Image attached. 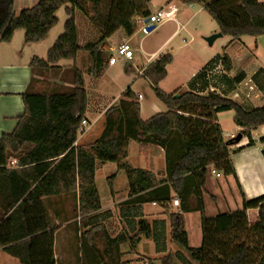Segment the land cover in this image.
Returning <instances> with one entry per match:
<instances>
[{
    "label": "trees",
    "instance_id": "obj_1",
    "mask_svg": "<svg viewBox=\"0 0 264 264\" xmlns=\"http://www.w3.org/2000/svg\"><path fill=\"white\" fill-rule=\"evenodd\" d=\"M151 1L40 0L16 15L14 0H0V43L10 42L19 29L25 31L26 43L45 40L57 25L56 13L68 6L64 33L48 51L47 60L34 57L30 63L33 75L45 77L50 73L59 77L62 84L49 92L27 90L22 95L24 114L17 127L0 137V207L11 226L10 243L2 251L20 264H55L52 253L54 233L49 231L47 209L40 202L54 196L71 197L80 212L77 241L81 264H121L125 254L136 252L142 239L153 241L157 253H166L167 222H149L138 214L141 208L151 204L162 209L169 220L171 240L189 257L188 262L180 254L174 255L183 261L182 264H264V195L252 200L243 196V208L235 213H220L213 218L205 215L206 167L214 164L224 175L237 180L230 156L255 146L252 132L264 125V106L246 110L226 93L209 89V75L215 68L214 63H219L226 73L233 69L229 55L223 54L215 62H209L194 77L189 91L179 97L166 94L160 88V83L167 77V67L173 61L170 53L160 56L142 76L168 111L142 120L138 98L127 88L105 113L100 137L89 145L75 146L88 106L84 74L76 66L79 51L89 53L92 74L101 78L108 61L102 44L119 30L132 35L135 19L151 15L147 9ZM180 1L202 5L221 34L233 40L264 36V3L258 0ZM76 11L99 33L95 42L82 48L78 45ZM239 47L236 43L231 50L236 51ZM63 60L73 61L75 65L60 68L58 64ZM262 75L264 72L259 71L253 79L264 91V80L260 81ZM244 78L243 72L232 81L224 77L232 88L233 82L239 83ZM226 111L234 112L239 134L248 140L246 145L234 150L229 148L237 144L236 139L225 141L220 127L215 124L217 114ZM181 113L212 122L185 117ZM130 141L137 142L141 152H147L151 146L163 149L164 180H158L147 169L127 163ZM260 143L264 144V137ZM12 159H16L17 164L9 167ZM97 162L117 165V173L108 178L111 190L120 171H124L128 179V199L121 204L127 228L115 237H111L106 226L97 221L96 213L102 207L95 182ZM175 198L179 200L176 210L173 208ZM29 205H33L32 213L36 215L34 235L27 216ZM248 210L258 211L252 224H247ZM188 213L201 216L202 240L198 247L190 245L183 218V214ZM137 217L138 222H134ZM240 228L247 231L249 242L238 248L234 238H238ZM123 245H127V252L121 250ZM227 250L233 252L226 254ZM208 251L214 252L213 258H208ZM223 252L222 258L219 255ZM174 257L167 254L159 261L175 264ZM147 264H155V260L148 259Z\"/></svg>",
    "mask_w": 264,
    "mask_h": 264
},
{
    "label": "crops",
    "instance_id": "obj_2",
    "mask_svg": "<svg viewBox=\"0 0 264 264\" xmlns=\"http://www.w3.org/2000/svg\"><path fill=\"white\" fill-rule=\"evenodd\" d=\"M39 1L14 0V13L18 15L22 10L35 6ZM258 1L264 3V0ZM67 7L61 8L56 13L57 25L49 32L45 40L38 43H26L25 31L19 29L15 31L10 42L0 43V137L4 134L12 133L17 127L19 119L24 114L22 95L27 90H32L35 93L49 92V90L62 84L59 77L50 73L45 77L33 75L30 63L34 57L45 61L47 60L48 51L64 33V24L68 19L65 11ZM173 8L177 9L174 17L165 20L164 23L155 27L151 32H143V27L142 25L140 26V23L142 24L144 22V18L137 17L134 21L132 35H126L123 30H119L111 38L107 39L102 44V49L106 54H108V51L112 47L119 45L120 42L128 41L135 51L136 58L132 62L124 65L117 64L110 66L107 61L101 78H96L92 74V63L89 53L85 50L79 51L76 66L83 72L85 78V88L88 94L85 120L89 126L82 134H78L75 146L89 145L100 137L104 129L105 113L119 101L127 88H130L137 98L141 95L138 102L141 108L140 115L142 120L146 121L156 114L166 113L168 111L165 104L156 98L149 83L142 76L144 70L149 65L167 53L172 54L173 61L168 65L167 77L160 83V87L166 94L180 96L189 91V86L194 77L209 62L212 60L215 62L218 57L223 54H228L231 47L238 43L240 45L239 49L230 56L233 69L231 72L226 73L219 63H214L215 68L209 75V89L221 94L226 93L228 98L236 101L246 110L256 109L258 105L264 106V91L258 88L253 79L259 71L264 72V36L258 37L257 39L259 40H255L249 47L239 40H233L231 37L224 35L209 42L211 36L220 34L221 32L202 5L185 4L180 0H152L147 7L151 15L157 13L159 10H165L167 12ZM75 21L78 30V45L81 48L87 43L95 42L99 38L98 31L79 11L75 13ZM180 37V42L174 43ZM249 52H252V54L247 58ZM237 56L239 57L238 65H235V57ZM249 59L251 61H248ZM73 65H75V62L68 60H63L58 64L60 68H68ZM87 70H89V80L85 77ZM240 72L245 74V78L239 83L233 82L232 88L224 77L226 76L232 81ZM262 80H264V75L260 78V81ZM230 88H232L231 91H229ZM181 115L205 122H212L207 118L196 115L187 113H181ZM234 115L233 111H226L218 113L216 116L215 124L220 127L222 137L225 141L235 138L239 134V129L234 123ZM252 137L255 141V146L246 148L230 156L237 180L233 176L222 174L223 172L217 170L214 164L206 167L208 173L205 183V193L209 196L211 195L208 199V205L212 201L211 205L214 209L216 208V212L218 211L217 209L223 210L228 208L230 210L227 204V195L237 197V200L239 199V206L242 204L243 196L246 200H252L264 195V144L260 143V139L264 137V125L253 131ZM247 142L248 140L242 137L239 143L232 145L229 149L234 150L238 146L246 145ZM131 145L132 141L129 142L127 158L130 156L129 150ZM141 153H144L145 169L151 171L158 180H164L166 174L163 149L157 146H151L147 152L140 151V155H143ZM14 160L16 163H14ZM16 164L17 160L12 159L9 167H14ZM100 164L103 163H96L95 178ZM121 172L119 173L121 174ZM118 174L117 176L120 177ZM213 190L218 195L211 194ZM122 194H125V196L121 195L119 197L112 186V200L107 204L101 201V210L96 213L97 221L106 226L111 237H115L123 229L127 228L126 221L122 218L124 208L121 204L128 199V192L124 191ZM68 198L69 196H54L42 199L40 202L46 207L49 216V203L61 200L65 201ZM220 203H222L220 207H216ZM114 206H117L120 220L125 224V227L122 226L118 232H112L109 227L110 223L101 220L103 215H110L108 211ZM153 207H156V205H146L139 211L137 210L139 216L145 218V211ZM160 211L161 215L156 216L154 219L166 218L165 215H162V209ZM232 212L230 211L229 213ZM251 213L256 217L258 215L257 210L247 211L248 215ZM186 216V214H183L184 220ZM196 219L195 217L194 220ZM57 233L56 231L55 235ZM10 234V223L6 221L3 210L0 207V264H15L14 260H12L14 258H8L9 255L2 251V248L10 243ZM196 234L199 235V231ZM121 250L127 252V245H123ZM68 251L65 254L64 260L61 262L55 256V264H81L79 250L75 251L69 246ZM131 255L133 254H125L121 259V264H130L129 257Z\"/></svg>",
    "mask_w": 264,
    "mask_h": 264
},
{
    "label": "rangeland",
    "instance_id": "obj_3",
    "mask_svg": "<svg viewBox=\"0 0 264 264\" xmlns=\"http://www.w3.org/2000/svg\"><path fill=\"white\" fill-rule=\"evenodd\" d=\"M208 2L212 1V0H207ZM206 16H208L207 13H205ZM210 18V17H209ZM144 25V22L141 24L140 26ZM217 34V33H216ZM183 36V35H182ZM181 36V37H182ZM180 38H178L174 43H178L180 42ZM228 38V37H225ZM256 38H252L249 36H244L241 39H239V41H241V43L247 45L248 47L251 46L255 40H259ZM183 46V45H182ZM237 51L235 50H231L230 52H228L227 55L231 56L234 53H236ZM252 54V52H249L247 55V58ZM238 60L239 57H235V65H238ZM89 70H87V72H85V77L86 79L89 80ZM161 88V87H160ZM50 91V90H49ZM259 107H263L258 105L257 108ZM239 135V134H238ZM236 135V136H238ZM130 156L129 158H127V163H129L130 165H132L135 168H140V169H145V159H144V153H141L143 155H140V149H139V144L135 141H132V145L131 148L129 150ZM118 171V167L116 164L114 163H103L99 165V168L97 170V174H96V178H95V182H96V186L97 189L99 191L100 197H101V201L104 204H107L108 202H110L112 200V195H111V186L108 182V178H112V176H114ZM221 171V170H220ZM223 172V171H222ZM166 174V172H165ZM224 174V173H222ZM118 175H120V177L116 176L115 178V184L114 181L112 183L113 189H115V191L117 192L118 196L121 197V195L124 191L128 192V179H127V175L124 171L121 172V174L119 173ZM217 177V175H215ZM214 177V178H216ZM211 194H217V192L215 190H213V193ZM123 196V197H124ZM211 196V195H210ZM210 196L205 193L204 194V202H205V215L208 218H213L215 217V215H218L220 213H229L230 211H233L234 213L237 211H240L239 209L242 210V204L241 206H239V199L237 200V197H235L234 195H227V201H228V206L230 207V210L228 208L223 209V210H219L216 212V208L214 209L211 205H208V199L210 198ZM219 198H221L219 196ZM214 201V200H213ZM222 202V199H221ZM222 203L216 205V207H220ZM33 205H29L28 209H27V216H28V221L30 222L31 225V230L33 235L34 233V220H36V215H33ZM149 207V206H148ZM173 208L175 210V208L177 209L176 206L173 205ZM160 207L156 206L153 207L152 209H147L145 211V218L149 221V222H153L154 220H165L167 222V252L164 254H171L173 257L174 255L180 254L183 258L184 261H188L189 262V257L187 256V254L183 251V249H181L175 242H173L171 240L170 237V226H169V220L168 218H163V219H159L156 218L154 219L156 216L161 215V211H160ZM48 212V211H47ZM110 213V215H103L101 217L102 221H107L109 222V227L112 230V232H118L121 227H125V224L121 222L120 220V216L118 215V210H117V206H114L113 208L109 209L108 211ZM164 215V214H162ZM186 218L184 220V224L186 225V229L189 233V239H190V245L192 247H198L201 244V240H202V231L200 229V220H201V216L199 213H188L186 214ZM80 212L78 210V208L75 207V204L73 202V200L71 199V197H69L67 200L65 201H57L54 202L52 204H49V221H50V225L49 228L54 234H53V257L56 258L55 256H57L58 261L61 262L64 260L65 254H67L69 246H71L72 249L79 250L78 248V235H77V229L79 228L78 222H79V218H80ZM197 218L196 220H194V218ZM111 218V219H109ZM134 222H138L139 217H137L136 219H133ZM256 220V216L251 213V214H247V224H252L254 221ZM197 223V224H196ZM136 224V223H135ZM240 234L238 236V238H234L235 240H237L236 244H238V248L248 244L249 239L246 235L247 231H244V228H240ZM247 230V229H246ZM56 231L58 232L57 235H55ZM199 231V235L196 234V232ZM198 237V238H197ZM55 247V249H54ZM237 247V246H236ZM52 248V247H51ZM138 249H136V252L133 253V255H131V257H129V262L130 264H147L148 263V259H154L155 260V264H161V262L159 261L160 258L162 256H164V254H159L156 252L155 250V244L153 243V241L151 240H146V239H142V242L139 244V247H137ZM237 248V249H238ZM138 250V251H137ZM49 251H50V246H49ZM232 250H227L225 251L226 254H230L232 253ZM223 253H221L219 256L222 255L223 258ZM214 257V252L208 251V258H213ZM11 258L12 257H8ZM175 258V257H174ZM227 258V257H226ZM14 260L15 264H19L18 261L16 259H12ZM175 264H182L183 261H179L177 258L174 259Z\"/></svg>",
    "mask_w": 264,
    "mask_h": 264
},
{
    "label": "built area",
    "instance_id": "obj_4",
    "mask_svg": "<svg viewBox=\"0 0 264 264\" xmlns=\"http://www.w3.org/2000/svg\"><path fill=\"white\" fill-rule=\"evenodd\" d=\"M177 11L176 8L170 9V11L165 10H159L157 13L150 15L149 17H145L143 19L144 25H143V32L147 33V29L151 26H159L162 23H164L165 20L169 19L170 17H174L175 12ZM136 54L132 46L128 41H122L119 43V45L112 47L108 51V64L110 66H114L117 64H127L135 60ZM141 98V95L138 96V99ZM88 123L86 120H83L81 124V128L79 130V133H83L85 129L88 127ZM14 163L16 161L14 160ZM173 205L178 207L179 206V200L175 198L173 201Z\"/></svg>",
    "mask_w": 264,
    "mask_h": 264
},
{
    "label": "water",
    "instance_id": "obj_5",
    "mask_svg": "<svg viewBox=\"0 0 264 264\" xmlns=\"http://www.w3.org/2000/svg\"><path fill=\"white\" fill-rule=\"evenodd\" d=\"M155 29V26H151V27H149L148 29H147V32H151V31H153ZM220 36H222V34L220 33V34H217V35H213V36H211L210 38H209V42H212L214 39H216L217 37H220ZM176 97H179L178 95H176ZM235 139H236V143H239L240 141H241V139H242V135H238V136H236L235 137Z\"/></svg>",
    "mask_w": 264,
    "mask_h": 264
}]
</instances>
